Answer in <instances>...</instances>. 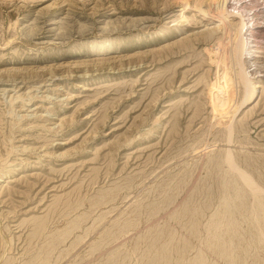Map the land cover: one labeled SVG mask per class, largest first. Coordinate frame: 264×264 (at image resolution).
<instances>
[{
	"label": "rangeland",
	"instance_id": "1",
	"mask_svg": "<svg viewBox=\"0 0 264 264\" xmlns=\"http://www.w3.org/2000/svg\"><path fill=\"white\" fill-rule=\"evenodd\" d=\"M64 1L0 0V264H264L225 159L264 187V0H245L261 92L233 120L211 114L195 6Z\"/></svg>",
	"mask_w": 264,
	"mask_h": 264
},
{
	"label": "bare ground",
	"instance_id": "2",
	"mask_svg": "<svg viewBox=\"0 0 264 264\" xmlns=\"http://www.w3.org/2000/svg\"><path fill=\"white\" fill-rule=\"evenodd\" d=\"M30 1L32 2L33 0ZM182 1H184L182 7L183 10L186 11V9L195 6L196 10L198 9V11L202 12L203 14L202 16H205L213 20L214 23H216L214 27H212L209 31L203 34L205 35L206 38L212 37L216 41L215 44L213 45V48L209 49L211 64L212 65L216 64L217 72H215L216 75L211 78V82L208 84V90H207L208 103L210 104V108L212 112L211 114L214 115L213 117L219 119L230 117V120H233L234 118L233 119L231 118L235 116L232 115L234 114L236 115V112L240 109V107L245 106V104L251 101L253 102L254 99H257L261 92V91L259 92V88L261 87V85L258 84L260 80L258 81L257 77L254 76L253 74H252L253 76L249 74L250 68L252 67L254 68V66L258 65L257 58L259 57V53H260L259 51L260 47L257 45L256 38L254 37L255 35L253 34V25L255 24L256 21L253 22L252 19L253 17L250 15L251 10H249L248 6L245 5V0H193L195 2L194 5L192 4V0H182ZM204 2H208L209 5L208 9L203 8L202 4ZM109 48L111 47H108V49ZM237 87H240L242 91L241 101L239 102V105H236V107L232 109L233 108L232 102L236 98L235 96H236ZM227 127L230 134L228 142L232 143L233 139L231 140V136L233 135L232 131L234 129L233 123L232 122H230V124L228 123ZM231 151L232 149L227 151V154H225L226 156L225 159L229 163L230 169L231 170L233 169L236 173L238 172L239 177H241L243 179L242 181H244L247 184V186L250 187V189L253 191V194L255 195L256 201L258 200L259 204H261V207H263L264 210V187L261 186L253 178L252 175L240 169ZM224 206H225V202H224ZM250 211L252 212V210ZM255 217L256 216H254V218ZM259 230H261L260 227ZM261 235L263 236V234Z\"/></svg>",
	"mask_w": 264,
	"mask_h": 264
}]
</instances>
